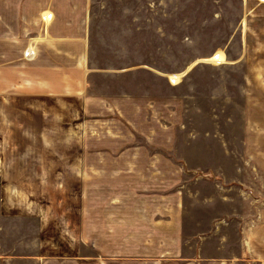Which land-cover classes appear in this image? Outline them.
I'll list each match as a JSON object with an SVG mask.
<instances>
[{
	"label": "rangeland",
	"instance_id": "obj_1",
	"mask_svg": "<svg viewBox=\"0 0 264 264\" xmlns=\"http://www.w3.org/2000/svg\"><path fill=\"white\" fill-rule=\"evenodd\" d=\"M89 11V68L100 72L91 75L88 96L141 97L140 116H129L130 123L115 120L125 135L135 132L136 141L124 139L128 148L107 147L111 115H97L83 97L17 98L15 118L32 127L33 139L1 143L0 212L31 216L49 254L131 256L154 249L138 243L144 231L135 227L123 236L131 243L109 238L95 243L91 227L133 223L139 210L127 212L125 206L147 203L148 213L155 212L151 226L172 225L179 216L177 239L170 241L189 257L191 249L183 244L199 239L208 218L212 222L220 211L216 220L238 218L241 232L254 223L251 242L260 255L264 0H90ZM139 128L142 133L135 131ZM153 156H161L153 165L161 169L142 180L139 171ZM115 169L120 172L109 174ZM217 194L225 200L203 207L204 199ZM111 203L117 208H108ZM234 223L223 230L233 253Z\"/></svg>",
	"mask_w": 264,
	"mask_h": 264
},
{
	"label": "crops",
	"instance_id": "obj_2",
	"mask_svg": "<svg viewBox=\"0 0 264 264\" xmlns=\"http://www.w3.org/2000/svg\"><path fill=\"white\" fill-rule=\"evenodd\" d=\"M89 7L90 0H0V150L1 143H5L6 147L8 143L26 144L27 138L33 139L28 135L32 127L29 130L27 125L19 124L15 118L16 106L19 107L17 98L27 99L31 95L83 97L86 104L88 102L95 106L97 115L105 112L111 115L109 124L113 125L110 131L112 140L107 143V147L128 148L124 139H128V142L136 141L132 136L136 133L129 130L130 134L125 135V128L115 120L122 117L130 123L129 116H140L144 107L141 97L134 98L124 93L111 98L88 96L91 75L100 72L89 68ZM24 108L27 110V104ZM135 131L142 133L140 128ZM161 162V156H153L148 163L144 162L145 167L139 171L143 176L139 177H143L142 180L154 177L161 167L153 168V165ZM0 163H4L1 157ZM131 164L135 165L136 162ZM119 172L120 169H115L109 174L114 176ZM222 200L225 199L221 195H213L211 199L208 197L206 201L203 200V207L208 208L213 205L210 203ZM113 205L111 203L107 206L116 209L117 205ZM147 206L150 205L125 206L127 212H131V209L139 210L140 215L133 223L125 221L121 227L115 224L111 230H102L101 222L95 223V230L91 227L90 233L93 237L95 235V243L99 238H109L113 242L120 239L118 244L131 243V240L123 239V236L131 235L135 227H138V232L144 231L143 239L138 243L143 246L154 245V249H141L139 255L131 256L109 252L49 254L43 250L41 228L31 224L34 220L31 216L15 214L12 217L0 212V264H264V251L259 255L251 242L252 222L244 225L241 232V221H237L238 218L234 217L230 221L216 220L221 216L219 211L212 222L208 218V229L199 239L192 237L191 241L183 244L186 249H191L188 257L183 248L178 250L171 245L175 244L171 241L177 239L174 234L177 233L179 216H175L172 225L166 221L165 225L151 226L149 223L155 212L148 213ZM159 207L161 209L162 206ZM157 212L162 213V209ZM125 216L128 220V215ZM112 217L114 222L117 217ZM5 219L10 220L7 222ZM155 219L161 221L162 217ZM231 222H235L233 225L237 232L234 253L227 250L223 232L225 225ZM105 225H109L108 222ZM121 238L126 242H122Z\"/></svg>",
	"mask_w": 264,
	"mask_h": 264
}]
</instances>
